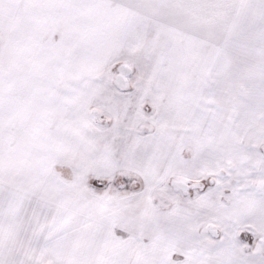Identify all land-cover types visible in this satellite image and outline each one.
I'll return each instance as SVG.
<instances>
[{"label":"snow or ice","instance_id":"snow-or-ice-1","mask_svg":"<svg viewBox=\"0 0 264 264\" xmlns=\"http://www.w3.org/2000/svg\"><path fill=\"white\" fill-rule=\"evenodd\" d=\"M0 264H264V0H0Z\"/></svg>","mask_w":264,"mask_h":264}]
</instances>
